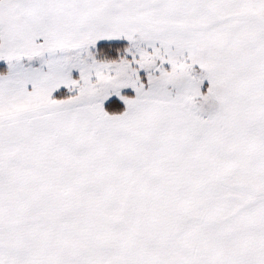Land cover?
<instances>
[{
  "label": "snow or ice",
  "instance_id": "obj_1",
  "mask_svg": "<svg viewBox=\"0 0 264 264\" xmlns=\"http://www.w3.org/2000/svg\"><path fill=\"white\" fill-rule=\"evenodd\" d=\"M0 264H264V0H0Z\"/></svg>",
  "mask_w": 264,
  "mask_h": 264
}]
</instances>
